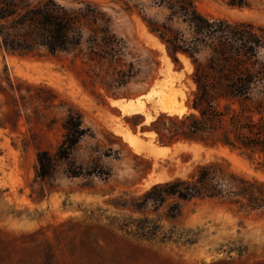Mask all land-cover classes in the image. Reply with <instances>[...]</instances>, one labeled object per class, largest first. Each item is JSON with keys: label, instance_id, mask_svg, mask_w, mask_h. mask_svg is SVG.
<instances>
[{"label": "rangeland", "instance_id": "obj_1", "mask_svg": "<svg viewBox=\"0 0 264 264\" xmlns=\"http://www.w3.org/2000/svg\"><path fill=\"white\" fill-rule=\"evenodd\" d=\"M194 1L207 17L264 27V0H254L252 8L232 7L228 0ZM60 2L69 9H79L82 2L99 6L128 49L115 62L94 58L88 45L91 25L84 23L83 46L70 54L0 50V264H45L48 255L51 264H264V211L245 212L226 201H194L171 219L169 205L145 213L116 208L122 196L140 198L157 184L188 179L200 166L216 161L264 182V160L196 142L177 143L192 149L155 158L153 147L162 145L151 124L170 116L155 113L159 101L171 99L191 113L189 100L196 90L192 60L180 55L175 63L133 6L140 5L143 15L158 21L166 12L151 0ZM131 70L133 77L124 80L122 73ZM7 78L20 92L11 91ZM149 93L150 101L144 98ZM139 99L145 113L155 118L149 124L145 113L123 114L110 104ZM71 111L79 112L94 134L74 149L72 161L85 169L99 165L111 172L108 180L71 178L65 164L52 179H38L37 154L57 152ZM122 131L139 137L140 153ZM152 178L158 182L153 184ZM115 218L130 223L148 219L160 230L146 239L136 234V226L110 227Z\"/></svg>", "mask_w": 264, "mask_h": 264}, {"label": "trees", "instance_id": "obj_2", "mask_svg": "<svg viewBox=\"0 0 264 264\" xmlns=\"http://www.w3.org/2000/svg\"><path fill=\"white\" fill-rule=\"evenodd\" d=\"M151 4L166 12L163 21L143 15L140 5L133 7L167 46L175 63H180V55L192 60L196 86L189 100L192 112L183 117L162 115L151 124V132L158 135L164 147L196 142L264 160V27L207 17L194 0H151ZM228 4L252 8L254 0H228ZM84 23L91 25L88 45L94 58L115 62L126 55V42L114 33L112 19L99 6L82 2L79 9H69L60 0H0V50L70 54L83 46ZM133 75L131 70L122 73V78ZM5 83L12 92H20V86L9 78ZM63 129L64 140L56 153L41 150L37 154L38 179H52L65 164L71 178L95 176L108 180L111 172L99 165L85 169L72 161L80 142L94 136L85 127L82 115L71 111ZM194 201H226L245 212H261L264 182L242 177L225 161H216L200 166L188 179L157 184L140 198L122 196L115 206L121 211L145 213L151 207L158 212L169 205L168 217L177 219L184 206ZM132 226L146 239L157 237L160 230L148 219L130 223L115 218L110 223V227L121 230ZM51 259L48 255L45 264H51Z\"/></svg>", "mask_w": 264, "mask_h": 264}, {"label": "bare ground", "instance_id": "obj_3", "mask_svg": "<svg viewBox=\"0 0 264 264\" xmlns=\"http://www.w3.org/2000/svg\"><path fill=\"white\" fill-rule=\"evenodd\" d=\"M155 46H161L160 42L154 41ZM155 90V89H154ZM174 95V94H173ZM172 97V96H171ZM147 100H152L153 94L149 93L147 96L144 97ZM159 105L157 108H155V113L158 114L160 112L166 113L170 116H179L183 117L185 115H188L190 113V110L184 105V104H178L176 102L171 101V99H164L163 101H159ZM110 104L112 107L118 108L123 114H138V113H145L144 103L141 99L137 100L136 102H126L122 100H111ZM146 114V113H145ZM147 115V124L154 121V117L151 115V113L146 114ZM124 140L129 143L132 147L135 148L137 152L142 151L140 139L138 136L131 134L127 131L120 132ZM146 135H149L151 137H154V133H146ZM192 149L191 147H188L187 145L179 144L175 145L173 149L166 148L164 146H155L152 149V154L155 158H167L171 153L179 152L181 150H187ZM152 183L158 182L157 180L151 179ZM152 183H149L152 184Z\"/></svg>", "mask_w": 264, "mask_h": 264}, {"label": "crops", "instance_id": "obj_4", "mask_svg": "<svg viewBox=\"0 0 264 264\" xmlns=\"http://www.w3.org/2000/svg\"><path fill=\"white\" fill-rule=\"evenodd\" d=\"M166 148L173 149L174 147H173V148H171V147H166Z\"/></svg>", "mask_w": 264, "mask_h": 264}]
</instances>
